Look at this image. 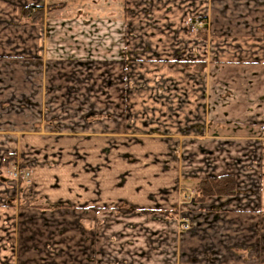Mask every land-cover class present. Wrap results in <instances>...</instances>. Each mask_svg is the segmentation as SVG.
<instances>
[{
  "label": "crops",
  "instance_id": "obj_1",
  "mask_svg": "<svg viewBox=\"0 0 264 264\" xmlns=\"http://www.w3.org/2000/svg\"><path fill=\"white\" fill-rule=\"evenodd\" d=\"M56 2L0 0V264H264V0H67L23 24ZM223 175L233 196L180 207Z\"/></svg>",
  "mask_w": 264,
  "mask_h": 264
},
{
  "label": "trees",
  "instance_id": "obj_2",
  "mask_svg": "<svg viewBox=\"0 0 264 264\" xmlns=\"http://www.w3.org/2000/svg\"><path fill=\"white\" fill-rule=\"evenodd\" d=\"M61 1L60 6L67 0ZM54 6L51 7L53 9ZM43 21V8L30 6L24 8L22 11V22L27 23H42ZM183 66H191L192 64L187 62L180 63ZM13 161V156L5 157L2 161V166L6 168ZM195 198L194 202L196 204L204 202L207 198L212 197H231L235 194V181L231 175H223L218 177H207L198 180L194 186ZM148 214V212H144Z\"/></svg>",
  "mask_w": 264,
  "mask_h": 264
},
{
  "label": "rangeland",
  "instance_id": "obj_3",
  "mask_svg": "<svg viewBox=\"0 0 264 264\" xmlns=\"http://www.w3.org/2000/svg\"><path fill=\"white\" fill-rule=\"evenodd\" d=\"M56 1H59V0H56ZM64 5L65 4H63V6H60V3L56 2V3H52V4H49V5L43 6L42 7L43 8V18H44V15H45L46 12L49 13V12H52L54 10H58L60 8H63ZM52 6H54L53 9H51ZM206 25L204 23V19L198 20V23L189 24L190 33H192V34L198 33V34L203 35V34H205V31H206ZM9 156H13V161L4 169L5 170L4 171L5 176L9 177L10 173L14 169H23V170H26V171H28L30 173V178H31L30 170L27 167H25L21 162H19V160L17 159L16 156H14V155H6L5 157H9ZM30 178L28 180H26V181L25 180H15V182L17 183L18 186H20L22 183L23 184L28 183ZM195 183H193L192 187L187 188V189L185 187H182L181 190L179 191V201H180L179 205H180V207L185 208L184 206H186L187 204H196L194 202V198H195L194 186H195ZM120 211L127 212L128 209H123V210H120ZM177 221H178V229H179V231H187L192 225L189 217H187L185 215H180L177 218Z\"/></svg>",
  "mask_w": 264,
  "mask_h": 264
},
{
  "label": "built area",
  "instance_id": "obj_4",
  "mask_svg": "<svg viewBox=\"0 0 264 264\" xmlns=\"http://www.w3.org/2000/svg\"><path fill=\"white\" fill-rule=\"evenodd\" d=\"M259 131H260L261 138L264 139V123L260 126ZM9 177L14 180H25L26 181L30 178V173L23 169H14L10 173Z\"/></svg>",
  "mask_w": 264,
  "mask_h": 264
}]
</instances>
